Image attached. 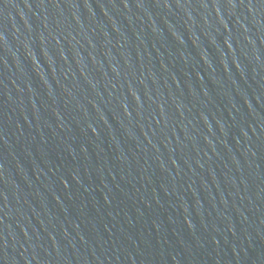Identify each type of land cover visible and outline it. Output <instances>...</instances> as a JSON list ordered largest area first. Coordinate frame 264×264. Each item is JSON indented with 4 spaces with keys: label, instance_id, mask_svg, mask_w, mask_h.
<instances>
[{
    "label": "water",
    "instance_id": "95a60500",
    "mask_svg": "<svg viewBox=\"0 0 264 264\" xmlns=\"http://www.w3.org/2000/svg\"><path fill=\"white\" fill-rule=\"evenodd\" d=\"M0 264H264V0H0Z\"/></svg>",
    "mask_w": 264,
    "mask_h": 264
}]
</instances>
